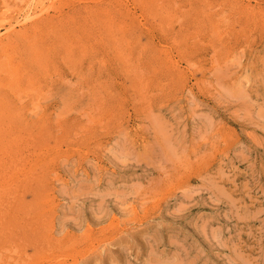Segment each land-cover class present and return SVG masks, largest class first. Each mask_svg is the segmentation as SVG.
Returning a JSON list of instances; mask_svg holds the SVG:
<instances>
[{
    "label": "rangeland",
    "instance_id": "rangeland-1",
    "mask_svg": "<svg viewBox=\"0 0 264 264\" xmlns=\"http://www.w3.org/2000/svg\"><path fill=\"white\" fill-rule=\"evenodd\" d=\"M0 264H264V0H0Z\"/></svg>",
    "mask_w": 264,
    "mask_h": 264
}]
</instances>
